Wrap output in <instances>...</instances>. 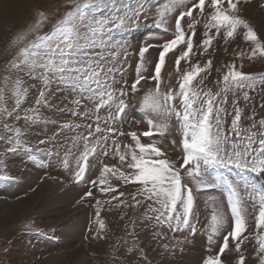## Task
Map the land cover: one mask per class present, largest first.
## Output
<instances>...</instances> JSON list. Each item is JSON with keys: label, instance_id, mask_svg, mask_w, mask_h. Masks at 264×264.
<instances>
[{"label": "snow or ice", "instance_id": "6c2138e0", "mask_svg": "<svg viewBox=\"0 0 264 264\" xmlns=\"http://www.w3.org/2000/svg\"><path fill=\"white\" fill-rule=\"evenodd\" d=\"M242 2L249 0H65V10L59 16L37 10L32 21L10 38L8 51L12 55L0 76V183L13 179L5 170L7 157L21 150L33 151L27 129L47 122L41 108L50 107L48 93L56 84L58 90L73 97L72 106L59 111L81 121L59 126L61 131L74 133L61 164L75 183L90 185L76 203L94 209L97 228L88 229L91 240L108 239L101 218L105 205L143 207L139 226L150 228L152 239L165 252H174L185 242L176 233L187 230L194 236L197 232L194 191L215 190L223 194L230 217L222 206L213 209L206 229V251L211 252L217 244L219 249L205 256L202 264H230L222 260L228 251L239 254L234 264H246L241 246L249 240L245 235L249 200L254 209L258 206L256 258L258 264H264V183L248 184L249 174L264 177V117L257 120L253 110L247 117L251 123L244 126V110L238 100L240 94L248 102L250 92L264 89V75L254 76L242 70L245 57L250 61L264 58V38L241 17ZM186 18L185 26L182 22ZM149 19L150 27L171 38L139 48L135 79L129 84L125 78L128 48L115 43L114 34ZM201 23L202 39L197 45V26ZM238 31L250 50L236 53L235 59L241 63L227 65L222 81L217 82V91L206 89L201 73H210L212 60L202 66L199 62L192 65L191 58L207 52L217 38L228 42ZM148 38L159 39L160 35L151 33ZM151 47L161 51L153 71L145 75L149 71L146 54ZM177 50L174 66L179 78L178 87H174L165 85L162 70L168 54ZM182 61L190 64L189 70L181 71ZM29 81L38 83L28 84ZM149 81L154 86L147 89L137 109L147 130L125 132L132 100ZM30 87H36L38 95L34 106L23 107ZM229 94L234 112L230 124L226 107ZM9 99L14 100L11 108ZM21 120L23 128L19 126ZM122 137H130V142L124 143ZM142 138L149 142H142ZM38 143L46 141L40 139ZM169 146L181 149L178 159L169 154ZM72 156L74 165L69 163ZM105 157L118 163H103ZM94 161L102 163L99 175L86 180ZM231 170L243 174L244 186L226 174ZM113 178L118 184H113ZM120 185L135 186L131 203L123 199L126 193L120 191ZM94 190L102 198H97ZM88 198L94 203H89ZM211 199L216 201L217 197ZM113 201L117 203L113 205ZM136 227L133 221L132 230L113 247H125L127 254H135L148 264L144 247L136 243ZM128 236L133 237L131 245Z\"/></svg>", "mask_w": 264, "mask_h": 264}, {"label": "rangeland", "instance_id": "374dc122", "mask_svg": "<svg viewBox=\"0 0 264 264\" xmlns=\"http://www.w3.org/2000/svg\"><path fill=\"white\" fill-rule=\"evenodd\" d=\"M65 0H0V76L3 75L6 61L12 53L8 51L10 38L19 30L24 29L33 19L34 14L39 9L45 10L54 16L61 15L64 10ZM241 17L264 38V0H249L248 3H241ZM185 20V26H186ZM152 20L142 21L138 26L126 29L124 32L114 34L115 43L124 44L128 48L127 65L125 78L131 84L135 79V67L138 63V50L140 47L148 45H159L171 38L168 33H159V30L150 27ZM48 29L46 28L45 31ZM203 23L197 26L195 44H199L202 39ZM151 33H158L159 39H149ZM249 51L248 45L244 42L242 34L237 35L225 42L222 38L213 41V45L203 55H195L191 58V64L199 62L202 66L211 59L213 67L210 73H201L204 77V87L213 92L218 90V83L222 81V76L227 71V65L235 62L237 66L241 63L235 59L239 51ZM159 47H151L146 54V66L150 75L154 69V64L158 60ZM178 51L169 53L166 57V65L162 70L165 85L178 87V73L175 70L174 60ZM194 51H197L194 48ZM181 71L189 70L190 64L181 62ZM243 72L254 76L264 75V58L243 60ZM200 77H197L199 80ZM36 81H29L28 84H36ZM142 84L144 82L142 81ZM26 86H28L26 84ZM154 86L153 81H149L146 87L142 88L132 100L129 108V119L124 124V131L147 130V125L140 119L137 109L142 102L143 95L148 88ZM59 86L51 85L48 93L50 107L41 108L43 116L47 122H40L27 129L32 152L23 150L6 158L5 170L13 179L7 183H0V264H144L139 256L127 254L125 247L114 248L127 231L132 230V222L137 223L135 232L139 234L136 241L144 247L148 256V264H202V260L207 255L218 252L219 245H215L211 252L206 251V229L210 225V217L214 208L223 207V211L230 217L226 200L222 193L218 191L199 192L194 191L196 196V234L189 235L187 230L184 234L176 233V237L185 242L176 247L174 252H165L158 246V241L152 239L151 229L139 226L143 207H115L105 205V210L101 213V218L105 221L108 239L91 240L88 229H96L94 222V209L77 204L84 192L90 187L86 182L75 183L69 171H66L61 160L64 158L66 147L70 145V138L74 133L68 130H60V124L74 121L80 123L79 117H72L68 112H61L59 109L71 107L70 101L73 99L63 90H58ZM38 95L36 87L29 88L28 102L23 107L34 106L35 98ZM250 100L245 102L243 96L238 94L239 107L242 108L243 116L241 123L248 126L251 121L247 119L252 111L256 112V119L264 117V89H257L249 93ZM232 96L229 94L227 122L230 124L234 114L231 105ZM14 104V100H8V106ZM137 121H140L137 123ZM20 127H24V122H19ZM155 138V137H154ZM178 138V137H177ZM44 139L45 144L38 141ZM171 137H169V140ZM124 143L130 142V137H122ZM142 142H149L148 138H142ZM39 149V150H37ZM82 150V149H81ZM169 154L173 159L181 156V149L177 146L173 149L169 146ZM103 163L116 164V160L105 157ZM70 165H74V156L69 157ZM102 167L101 162H93L86 180L96 178ZM235 182L241 186L245 185L243 174L235 170L226 171ZM113 184H118L113 178ZM264 183V177H253L248 175V184ZM195 188L194 185H192ZM95 191V190H94ZM120 191L126 193L123 199L131 203V193L135 191V186L120 185ZM97 198H102L98 191H95ZM217 197L213 201L211 197ZM89 203H94L92 198H88ZM117 202L113 201V205ZM252 201L246 204L248 209V230L245 235L249 240L241 246V251L245 256L246 264H258L256 258V215L258 206L254 209ZM110 208V210H108ZM123 216V219H121ZM146 223V222H145ZM125 225L128 228H125ZM186 238V239H185ZM129 245L133 243V237H127ZM167 242V241H165ZM231 246V241H230ZM183 248V251L180 250ZM7 249V251H5ZM235 251H228L222 260H227L234 264V258L238 257Z\"/></svg>", "mask_w": 264, "mask_h": 264}]
</instances>
